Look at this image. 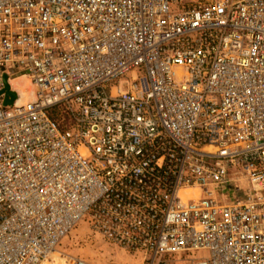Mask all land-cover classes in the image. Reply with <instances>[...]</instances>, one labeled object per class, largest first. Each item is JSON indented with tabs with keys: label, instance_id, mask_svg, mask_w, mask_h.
I'll list each match as a JSON object with an SVG mask.
<instances>
[{
	"label": "built area",
	"instance_id": "2783aa9c",
	"mask_svg": "<svg viewBox=\"0 0 264 264\" xmlns=\"http://www.w3.org/2000/svg\"><path fill=\"white\" fill-rule=\"evenodd\" d=\"M85 218L141 264H264V0H0V264Z\"/></svg>",
	"mask_w": 264,
	"mask_h": 264
},
{
	"label": "rangeland",
	"instance_id": "374dc122",
	"mask_svg": "<svg viewBox=\"0 0 264 264\" xmlns=\"http://www.w3.org/2000/svg\"><path fill=\"white\" fill-rule=\"evenodd\" d=\"M49 115L52 118L55 117L56 121H70L71 119L66 111H62V109L51 110ZM58 251L61 254L54 256L57 259V264L60 262L64 264L65 255L81 257L95 264H141L144 261L142 252L124 249L105 239L92 227L89 218L80 221L60 242ZM195 256V253H184L166 258L171 264H192Z\"/></svg>",
	"mask_w": 264,
	"mask_h": 264
},
{
	"label": "bare ground",
	"instance_id": "6f19581e",
	"mask_svg": "<svg viewBox=\"0 0 264 264\" xmlns=\"http://www.w3.org/2000/svg\"><path fill=\"white\" fill-rule=\"evenodd\" d=\"M11 86L14 91L20 94V100H25V99L30 100L31 97H33L32 85L26 78L22 77V78H17V79L12 80ZM54 256H56V254ZM59 264H62V263L60 262Z\"/></svg>",
	"mask_w": 264,
	"mask_h": 264
},
{
	"label": "water",
	"instance_id": "95a60500",
	"mask_svg": "<svg viewBox=\"0 0 264 264\" xmlns=\"http://www.w3.org/2000/svg\"><path fill=\"white\" fill-rule=\"evenodd\" d=\"M6 80H7V78L5 77V81H6ZM5 93H6L9 97H11L10 100H7V101H6V105L13 104V103H14L15 101H17V100L19 99V97H20L19 94L15 93V92H13V91H11V90L9 89V85H8V84H6Z\"/></svg>",
	"mask_w": 264,
	"mask_h": 264
},
{
	"label": "trees",
	"instance_id": "16d2710c",
	"mask_svg": "<svg viewBox=\"0 0 264 264\" xmlns=\"http://www.w3.org/2000/svg\"><path fill=\"white\" fill-rule=\"evenodd\" d=\"M54 119H55V117H53ZM66 121V120H65ZM67 122H70V121H67ZM69 123H63L62 124V128L63 129H66L69 125H68Z\"/></svg>",
	"mask_w": 264,
	"mask_h": 264
}]
</instances>
